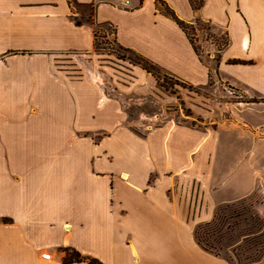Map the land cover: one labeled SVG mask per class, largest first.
<instances>
[{
    "label": "crops",
    "instance_id": "obj_1",
    "mask_svg": "<svg viewBox=\"0 0 264 264\" xmlns=\"http://www.w3.org/2000/svg\"><path fill=\"white\" fill-rule=\"evenodd\" d=\"M165 8L223 34L216 58L206 51L204 62ZM96 31L189 87L213 75L228 83L250 99L243 125L215 143L171 122L135 133L125 100L86 58ZM64 57L73 65L58 64ZM247 129L249 147L238 138ZM258 138L264 0H202L197 9L189 0H130L128 8L120 0H0V264H87L64 262V248L100 264H230L196 243L194 224L209 220L219 200L254 189ZM243 148L252 161L238 156ZM212 149L213 167H236L229 179L209 174ZM224 151L237 159L222 160Z\"/></svg>",
    "mask_w": 264,
    "mask_h": 264
},
{
    "label": "rangeland",
    "instance_id": "obj_2",
    "mask_svg": "<svg viewBox=\"0 0 264 264\" xmlns=\"http://www.w3.org/2000/svg\"><path fill=\"white\" fill-rule=\"evenodd\" d=\"M75 8L80 12H86V14L91 13L90 7H86V10H82L79 6ZM197 20L193 24L194 28H188L187 32L192 38L197 53L205 62L209 58L206 51L213 50L214 58H216L217 50L223 47L225 36L216 33L205 21ZM95 42L96 47L95 53L92 54L93 57L90 55L86 58L87 60L94 59V66L99 72L98 77L107 83L110 93L121 100H125L122 101V106L128 114V127L135 133L145 134L162 123L171 122V125H181L194 130V134H198V132L207 134L209 142L215 143L220 138L223 129L232 131L243 125L238 117L241 108L246 106L244 103H248L250 99L241 95L228 83L216 81L214 73H212L213 76L210 77V81L206 85L189 87L164 73L158 67L150 68L149 63L138 62L139 58L135 55L136 53L115 45L110 38H104L98 31H96ZM68 58L72 60L71 57ZM68 58H60L61 62L58 64L72 66L73 62L68 61ZM212 65L214 64L211 63ZM134 67L142 70L145 75L132 73ZM67 68L75 70L74 67V69L72 67ZM101 71H104L106 76H103ZM114 79L126 87L116 85V83L113 86L112 81ZM135 82L138 83L130 88V85ZM245 134L247 135L237 137L240 138V142L245 147H249L248 129ZM223 137L225 138L224 134ZM257 142L258 145L255 149L257 171L254 175L256 177L254 189L235 200H219L218 203L212 206L213 218L194 224L195 229L198 224L212 219L216 220L225 235L224 238H220L221 243L224 244L221 257L231 255L228 248L230 245L238 248L240 245L244 248L246 246L253 248L252 244L257 241L264 246V139L258 138ZM208 152L210 167H207V169L209 174L214 171L213 175L219 177L223 173L222 179H229L236 167H213L212 162L217 158L218 152H213V149ZM221 154L222 160L227 155L232 162L237 159V154L241 159H251V161L254 157L253 150L250 151L247 148H243L237 154L234 151H224L220 152L219 155ZM192 188L194 191L195 186L193 185ZM200 208H203V206H199ZM232 215L234 216L230 217ZM258 249L259 245L256 244L254 250ZM242 251L240 248L239 252ZM232 259L233 261L229 262L230 264H240L235 258ZM250 264H264V257Z\"/></svg>",
    "mask_w": 264,
    "mask_h": 264
},
{
    "label": "trees",
    "instance_id": "obj_3",
    "mask_svg": "<svg viewBox=\"0 0 264 264\" xmlns=\"http://www.w3.org/2000/svg\"><path fill=\"white\" fill-rule=\"evenodd\" d=\"M190 4L192 5V7L194 9H197L200 7L202 0H189ZM82 8H85L82 6ZM165 13L170 16L175 22L176 24L182 29V31L186 34V37L188 38L189 42L191 43L194 51L197 53L196 47L194 46L193 42H192V38L189 36L187 29L191 28L193 29V24H188L183 22L182 20L178 19L176 16H174V14L172 13L171 10H169L168 8H165ZM90 11H91V7H90ZM198 20L195 21V23ZM94 36L96 38V32L94 33ZM95 40V39H94ZM226 44V40L223 43V46ZM94 46L96 47V42L94 41ZM128 51H131L130 49H126ZM135 53V52H133ZM137 55V57L139 58L138 62H142L143 64H150V68L151 67H157L155 64H153L151 61H149L148 59L144 58L143 56L139 55V54H135ZM231 63H237L238 61H230ZM237 215V214H236ZM234 215L230 216L233 217ZM213 218V217H212ZM235 224V222H233ZM222 228H220V225L217 224L215 219H212L211 221L208 222H204L202 224H198L195 229L193 230L194 233V239L196 241V243L205 251L221 257V250L224 249V244L221 243L220 238H224L225 235L223 233V230L221 232ZM211 240V241H209ZM256 244L259 245V249L258 250H254ZM251 248L250 246H246L245 248L243 246L240 245V247L238 248L237 246H228V248L230 249V254L231 255H225V257H221L223 259H225L227 262H232L233 259L235 258L237 261L240 262V264H250L253 263L255 261L260 260L262 257H264V246H262L260 244V242H254L252 244ZM242 249V252H239V249ZM257 248V247H256ZM65 252V256H64V262L69 263L72 261H86L87 264H100V262H98L96 259L94 258H90V257H85V256H81L78 252H76L75 250L71 249V248H64L63 249Z\"/></svg>",
    "mask_w": 264,
    "mask_h": 264
},
{
    "label": "built area",
    "instance_id": "obj_4",
    "mask_svg": "<svg viewBox=\"0 0 264 264\" xmlns=\"http://www.w3.org/2000/svg\"><path fill=\"white\" fill-rule=\"evenodd\" d=\"M122 7L128 8L130 4V0H120ZM41 258L44 260H49L51 258V255L48 251H45L41 254Z\"/></svg>",
    "mask_w": 264,
    "mask_h": 264
}]
</instances>
